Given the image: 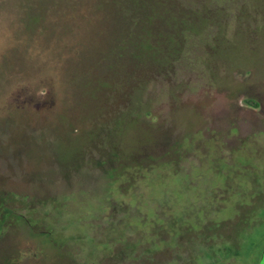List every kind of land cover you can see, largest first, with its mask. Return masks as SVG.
<instances>
[{"label": "rangeland", "instance_id": "374dc122", "mask_svg": "<svg viewBox=\"0 0 264 264\" xmlns=\"http://www.w3.org/2000/svg\"><path fill=\"white\" fill-rule=\"evenodd\" d=\"M50 1L0 0V264H256L264 0H163L201 23L153 72L135 0H62L73 59Z\"/></svg>", "mask_w": 264, "mask_h": 264}, {"label": "trees", "instance_id": "16d2710c", "mask_svg": "<svg viewBox=\"0 0 264 264\" xmlns=\"http://www.w3.org/2000/svg\"><path fill=\"white\" fill-rule=\"evenodd\" d=\"M62 0H52L50 1V13H51V16L53 13H56L57 16L59 18H61V20H57L56 18H50L49 20V23H53L52 26L50 28V32L49 34H47V46L49 47L50 45H52V48H55L56 45H61L62 42L66 43V40H67V44H68V48L66 50V52H68V55L70 56L71 59H73L74 55H73V52L75 51L74 50V45L76 46V43H74V38H73V33L74 30L73 29V33L72 35L70 33H64L65 31L64 30H67L68 28L65 27V20L62 19V15L63 13L65 14L64 10L66 8H64V3H61ZM131 1V0H129ZM157 6H156V9H146L145 7V4H140L138 3V0H135V1H131V3H128V6H130V8L132 10H136L137 11V14H139L138 12L142 11L140 14L143 16L142 19H138L137 22H133L132 24L134 26H136L137 28V33L135 36H130L128 37L127 40L124 42L125 44H128L129 42H132V50L133 49H136L138 50V55L139 56H136L135 58L139 61V64L141 65H144L143 67H145L146 65V71L147 70H151V64H152V61H153V54H156V52H158L159 50V53L162 52L163 55H161L162 57L164 56V59H162V68H164V66L166 68H168V66L170 64L173 63L172 60H170V57L172 56V53L176 54L177 50L175 51V49L177 48L176 46H178L180 43H177L178 39L180 38L179 36L183 34V30L185 28L187 29H190L193 30L194 28L197 27L198 24H200L201 22L198 21V17L196 14H191V20H190V16L188 15H184L181 13H179V11L176 12V15L175 16H169L171 15L173 12H170V7H173V8H176V5L175 6H168L167 4H164V1L163 0H157ZM129 8V9H130ZM127 9V10H129ZM138 9V10H137ZM143 9H146V11H143ZM164 10H168L170 12L169 15H164L162 11ZM58 13H61V15H58ZM129 13V11H128ZM56 16V17H57ZM152 16H154L155 18H151ZM169 16V17H167ZM163 18V19H162ZM158 19H161V23L164 24L163 25V28L161 29V31L157 32V34H154L156 33L155 31L152 30V27H153V24L155 23L154 20H158ZM197 19L198 22H196L195 20ZM190 20V21H189ZM39 17L35 19V22L37 24H39ZM175 22L176 23V26L175 28L179 27L180 30L175 31L172 29L171 27V23ZM167 24V25H166ZM170 25V27H169ZM64 29V30H63ZM164 29L165 31H168L167 33L164 32ZM85 30V29H84ZM83 30H77V33H78V36H79V39H83L85 40L86 39V34L84 32L83 34V37H81V32ZM179 34V36H178ZM87 40V39H86ZM115 42L117 40H114ZM118 43L121 44V41H117ZM61 43V44H60ZM79 43V42H78ZM169 43H171L172 45V49L170 48L169 46ZM124 44V45H125ZM164 44H166L167 46V49L165 50L164 48ZM73 45V46H71ZM121 45L123 46L122 49H124V47L126 48L127 45ZM77 46H80V45H77ZM77 52V50H76ZM99 53L101 54L102 56V52L99 51ZM112 53V52H111ZM73 55V56H72ZM105 55V53L103 54ZM106 56H109V52H106ZM61 57H64L65 56L63 54H61ZM130 57V56H129ZM143 57H144V60H143ZM157 57V55H156ZM133 58V57H132ZM106 59V58H105ZM141 67V71L144 70V68L142 66ZM145 71V70H144ZM150 72H153V71H150ZM101 85H104L102 82H101Z\"/></svg>", "mask_w": 264, "mask_h": 264}, {"label": "flooded vegetation", "instance_id": "af4514ba", "mask_svg": "<svg viewBox=\"0 0 264 264\" xmlns=\"http://www.w3.org/2000/svg\"><path fill=\"white\" fill-rule=\"evenodd\" d=\"M263 252H264V248H263V250H262V252H261V254L259 256V259L257 260V263L256 264H261L262 257H263ZM263 264H264V262H263Z\"/></svg>", "mask_w": 264, "mask_h": 264}, {"label": "water", "instance_id": "95a60500", "mask_svg": "<svg viewBox=\"0 0 264 264\" xmlns=\"http://www.w3.org/2000/svg\"><path fill=\"white\" fill-rule=\"evenodd\" d=\"M263 262H264V252H263V257H262L261 264H263Z\"/></svg>", "mask_w": 264, "mask_h": 264}]
</instances>
